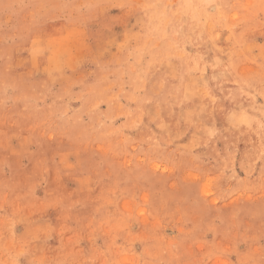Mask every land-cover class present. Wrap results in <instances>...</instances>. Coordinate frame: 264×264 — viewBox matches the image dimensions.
I'll use <instances>...</instances> for the list:
<instances>
[{
  "label": "rangeland",
  "instance_id": "rangeland-1",
  "mask_svg": "<svg viewBox=\"0 0 264 264\" xmlns=\"http://www.w3.org/2000/svg\"><path fill=\"white\" fill-rule=\"evenodd\" d=\"M0 264H264V0H0Z\"/></svg>",
  "mask_w": 264,
  "mask_h": 264
}]
</instances>
